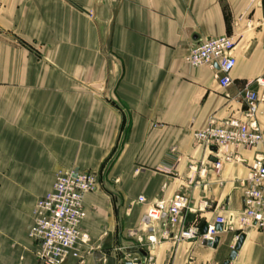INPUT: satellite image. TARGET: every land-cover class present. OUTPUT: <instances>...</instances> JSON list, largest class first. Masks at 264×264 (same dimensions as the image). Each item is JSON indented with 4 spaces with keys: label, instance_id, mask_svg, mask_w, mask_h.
<instances>
[{
    "label": "crops",
    "instance_id": "obj_1",
    "mask_svg": "<svg viewBox=\"0 0 264 264\" xmlns=\"http://www.w3.org/2000/svg\"><path fill=\"white\" fill-rule=\"evenodd\" d=\"M224 36L236 42L227 89L186 63L194 45ZM263 76L264 0H0V264H40L33 210L64 169L99 176L85 198L86 256L65 264H224L242 234L230 264H264V229L237 224L264 140L219 150L194 138L212 120H243L239 94L247 83L262 93ZM257 120L264 133V103ZM176 193L190 209L169 235L150 232L139 199ZM220 217L217 245L175 239Z\"/></svg>",
    "mask_w": 264,
    "mask_h": 264
},
{
    "label": "built area",
    "instance_id": "obj_2",
    "mask_svg": "<svg viewBox=\"0 0 264 264\" xmlns=\"http://www.w3.org/2000/svg\"><path fill=\"white\" fill-rule=\"evenodd\" d=\"M236 42L230 37L205 39L194 45L186 57V63L199 68L207 66L215 72L216 79L223 89L233 84L232 72L236 66L234 51ZM256 83L262 93L251 89L252 83L244 85L239 98L244 102L247 112L243 120L232 118L222 122L212 120L209 126L195 134V142L206 148L227 150L230 147L253 149L264 140L257 115L264 103V76ZM222 162L215 164L220 171ZM164 169L161 172H168ZM206 174V171H202ZM244 192V209L237 218L238 226L244 229H264V156L256 157L250 166L247 179L241 181ZM99 189V176L95 172L76 169L60 170L56 174L53 188L41 198L32 216V225L28 237L37 243L35 255L40 264H65L69 259L82 261L90 242L89 234L83 229L87 218L85 198ZM139 203L146 204L147 210L142 224L150 232L156 225H162L166 235L180 224L184 213L190 209L191 200L185 193H176L167 200L148 203L141 197ZM217 225L226 226L227 220L217 218L209 225L205 235L198 230L180 231L175 236L178 241H191L199 236L215 243L219 233ZM151 245L157 244L155 235L148 237Z\"/></svg>",
    "mask_w": 264,
    "mask_h": 264
},
{
    "label": "water",
    "instance_id": "obj_3",
    "mask_svg": "<svg viewBox=\"0 0 264 264\" xmlns=\"http://www.w3.org/2000/svg\"><path fill=\"white\" fill-rule=\"evenodd\" d=\"M222 225H217V230L218 231H222ZM207 233V228L202 232V235H205ZM244 239H245V236L242 234L240 237H239V240H238V243L234 249V251H232L231 255H230V258L228 261H226L224 264H230L237 256V253L238 251L240 250L243 242H244ZM218 239L216 238L215 240V245H217L218 243ZM126 264H132V262H127Z\"/></svg>",
    "mask_w": 264,
    "mask_h": 264
}]
</instances>
